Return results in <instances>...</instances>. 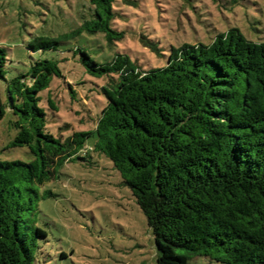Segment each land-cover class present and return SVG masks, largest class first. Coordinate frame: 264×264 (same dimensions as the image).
<instances>
[{
	"label": "trees",
	"instance_id": "1",
	"mask_svg": "<svg viewBox=\"0 0 264 264\" xmlns=\"http://www.w3.org/2000/svg\"><path fill=\"white\" fill-rule=\"evenodd\" d=\"M89 19L59 37L35 36L37 53L26 73L6 80L7 51L0 46V80L6 82L17 133L5 149L26 147L30 162L0 160V264H33L41 198L38 187L65 162L92 151L119 172L153 234L156 264H188L206 257L220 264H264V42L247 40L238 28L208 44L184 43L164 56L151 40L144 47L166 58L143 69L117 53L99 63L81 47L69 49L85 72L103 78L105 102L91 131L56 137L47 130L40 94L62 79V44L83 34H103L107 44L124 39L114 28L117 4L86 0ZM71 98L76 92L71 89ZM51 111L57 112L48 97ZM0 112V118L2 117Z\"/></svg>",
	"mask_w": 264,
	"mask_h": 264
},
{
	"label": "rangeland",
	"instance_id": "2",
	"mask_svg": "<svg viewBox=\"0 0 264 264\" xmlns=\"http://www.w3.org/2000/svg\"><path fill=\"white\" fill-rule=\"evenodd\" d=\"M117 4L121 18L114 28L124 39L107 44L103 34H83L62 44L43 58L60 61L62 79L53 78L49 90L40 94L47 108V130L67 137L73 131H91L104 107L98 89L103 78L88 75L72 58L70 48L81 47L99 63L117 54L127 55L143 69L160 68L166 58L144 47V36L160 53L184 43L208 44L213 37L238 28L252 42H264V0H130ZM86 0H0V46L8 54L5 78L26 73L39 58L26 49L35 36L59 37L89 19ZM71 87L76 95L71 98ZM57 107L51 111L47 98ZM0 160L30 162L26 147L5 149L17 133V117L10 109L6 82L0 80ZM93 139L80 154L57 169L50 181L38 187L43 197L38 204L36 226L46 233L37 240L33 264H156L157 251L147 220L119 172L104 155L92 151ZM188 264H220L194 257Z\"/></svg>",
	"mask_w": 264,
	"mask_h": 264
}]
</instances>
